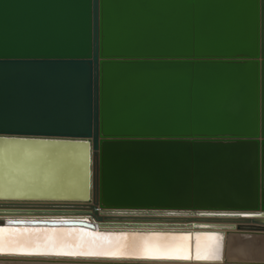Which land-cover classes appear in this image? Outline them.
<instances>
[{
	"label": "water",
	"instance_id": "1",
	"mask_svg": "<svg viewBox=\"0 0 264 264\" xmlns=\"http://www.w3.org/2000/svg\"><path fill=\"white\" fill-rule=\"evenodd\" d=\"M0 197L239 214L264 235V0H0ZM26 225L129 231L0 217Z\"/></svg>",
	"mask_w": 264,
	"mask_h": 264
},
{
	"label": "rangeland",
	"instance_id": "2",
	"mask_svg": "<svg viewBox=\"0 0 264 264\" xmlns=\"http://www.w3.org/2000/svg\"><path fill=\"white\" fill-rule=\"evenodd\" d=\"M4 190L6 188L2 192ZM90 206L91 203L77 199L55 200L40 197L23 200L18 197L11 199L0 197V217L86 216L96 221L100 229L129 230L123 236L101 237L83 234L76 227L56 230L27 227L28 225L25 228L18 227V230L0 228V250L7 247L16 251L45 249L44 251L69 253L72 250H80L97 254L159 257L165 258L161 261H171H159L158 264H211L208 262L217 259L221 261L226 259L223 264H264V235H260L256 231L237 230V224L241 223L238 222L237 216L216 215L209 217L205 214L195 217L189 216L185 212L128 213L110 212L101 208H98L95 213ZM101 217L107 219L101 220ZM99 218L100 220H98ZM61 222L63 223V221ZM199 223H208L214 228H195L194 225ZM31 228L39 230H29ZM149 230L184 231L185 233H143V231ZM1 259L11 258L7 256ZM76 259L72 261H86L80 258ZM244 259H247L248 262ZM43 260L50 261L49 259ZM53 260L70 261L71 259L58 256ZM113 262L119 263L118 261ZM135 263L143 264L139 261Z\"/></svg>",
	"mask_w": 264,
	"mask_h": 264
},
{
	"label": "bare ground",
	"instance_id": "3",
	"mask_svg": "<svg viewBox=\"0 0 264 264\" xmlns=\"http://www.w3.org/2000/svg\"><path fill=\"white\" fill-rule=\"evenodd\" d=\"M18 198L23 199V200L37 199V198H25V197L24 198L18 197ZM105 211L128 212V213H157V214L170 213V212H135V211L130 212L127 210H105ZM171 213H174V212H171ZM175 213H178V212H175ZM179 213H181V212H179ZM185 213H187V212H185ZM206 215L209 217H213L216 215L233 216V217L237 216L238 218L240 217L239 214H206ZM189 216H191V214H189ZM193 216L197 217L199 215H193ZM105 219H107V218L101 217V220H105ZM98 220H100V218ZM44 250L37 251L36 249H33V250H28V251H18V250L16 251V250H13V249L7 247L5 249L0 250V264H137V263H135L137 261L143 262V264H158L157 262L161 261L162 259H165V258H159V257H149L148 258V257H141V256L109 255V254H103V253L97 254V253H91V252H82L80 250H72L69 253L68 252H61V251H44ZM7 256L10 257L11 259H1L3 257H7ZM14 256H17V257L13 258ZM56 256L57 257L58 256L68 257L71 260L70 261H55L53 259L57 258ZM76 258H78V259L80 258V259L86 260V261H82V262L72 261V260H77ZM39 259H42V260H39ZM43 259H49L50 261H47V260L45 261ZM104 260H106V261L110 260L111 262H100V261H104ZM222 260H224V261L217 259L215 261H209L208 263L223 264V262H226V259H222ZM240 260H242V259H240ZM244 260H247V259H244ZM113 261H118L119 263L113 262ZM146 262H154V263H146ZM161 262H171V261L167 260V261H161ZM201 262H204V261H201ZM243 262H245V261H243ZM247 262H248V260H247Z\"/></svg>",
	"mask_w": 264,
	"mask_h": 264
}]
</instances>
